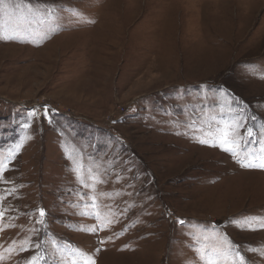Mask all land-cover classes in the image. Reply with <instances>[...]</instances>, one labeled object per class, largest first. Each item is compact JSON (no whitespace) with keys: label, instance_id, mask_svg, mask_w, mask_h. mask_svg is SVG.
<instances>
[{"label":"rangeland","instance_id":"obj_1","mask_svg":"<svg viewBox=\"0 0 264 264\" xmlns=\"http://www.w3.org/2000/svg\"><path fill=\"white\" fill-rule=\"evenodd\" d=\"M0 31L15 36L0 39V264H71L73 249L95 264H207L226 240L264 264V228L244 224L264 218V169L189 127L231 107L260 154L264 0H3ZM81 159L104 181L102 231L80 214L94 211Z\"/></svg>","mask_w":264,"mask_h":264},{"label":"snow or ice","instance_id":"obj_2","mask_svg":"<svg viewBox=\"0 0 264 264\" xmlns=\"http://www.w3.org/2000/svg\"><path fill=\"white\" fill-rule=\"evenodd\" d=\"M0 3H3V0H0ZM29 12H32L33 9L29 8ZM54 10L49 9V13H52ZM74 15H79L78 13H74ZM44 22V21H41ZM55 29H53L54 31ZM0 39L2 40H10L15 39L14 35L4 34L0 31ZM253 74H256V69H250ZM264 78V76H261ZM223 112V109L221 110ZM37 113L33 111L30 114L31 117L36 116ZM44 115H48V110L45 109ZM231 117V119H229ZM255 119V117H252ZM223 122L216 123L215 126L209 125L208 128L197 127L195 121L193 120L189 127L193 130L194 133H199L200 136H197V142L200 144H206L210 147H219L222 151L228 152L232 155L233 159L240 164L242 168H259L264 169V140L260 141L262 144L260 154L256 155L250 152H246V143L244 142V136L248 138V142H251L253 137L252 128H247L245 133H241L239 129L244 127V124L241 122L243 117L240 116L239 113L233 114L231 107H229V111L224 113L221 118ZM51 123V120L49 121ZM25 128L29 127L26 123L23 125ZM204 137V138H201ZM20 145H17V151L19 150ZM13 157L15 153L11 154ZM74 163H77L74 161ZM7 169V164L0 162V181H2V173ZM73 172L76 176L77 181L81 184L82 187L87 189L86 197L81 196L80 199L84 200L87 198L90 201V204H85V208H92L94 211L92 213L81 212V215H95L96 219L99 221L100 228L99 230H104L105 227H108L113 223L111 218L102 219L99 215L98 209L99 204L98 200L103 197L105 194L97 191V185L102 184L104 181L100 178L99 174L92 169L91 167L86 168L83 162V159L77 164L76 167L73 168ZM87 176V179H84V176ZM2 215V213H0ZM45 216L46 212L44 209H39V219L36 221L37 224H45ZM258 221V222H256ZM177 223L180 225H184L186 222L183 220H178ZM232 223H237L236 221H232ZM245 226L249 230H256V228H264V218H245L244 220ZM239 226V224H237ZM82 231H88L91 233L97 232V227H91L86 229H81ZM198 237L194 236V239ZM223 239V238H221ZM100 243H104L103 240ZM226 247H218L213 246L211 248V252L221 259H209L207 264H245L246 258L241 255L240 251H235V255L232 256V250L234 245H232L231 241H224ZM40 245H35V247L39 248ZM70 247V246H69ZM21 251H27V248L22 247ZM99 251V249H97ZM199 254L201 260L204 259V250L201 248L194 249ZM74 258L71 260V264H95L93 258L84 253L80 249H73ZM78 258V259H77ZM44 259L43 256L35 255L31 257L27 264H40V261Z\"/></svg>","mask_w":264,"mask_h":264}]
</instances>
